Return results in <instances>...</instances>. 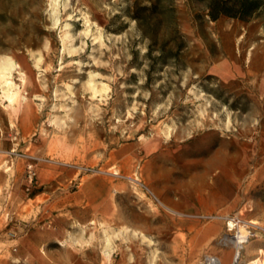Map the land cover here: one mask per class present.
I'll use <instances>...</instances> for the list:
<instances>
[{
  "label": "rangeland",
  "instance_id": "obj_1",
  "mask_svg": "<svg viewBox=\"0 0 264 264\" xmlns=\"http://www.w3.org/2000/svg\"><path fill=\"white\" fill-rule=\"evenodd\" d=\"M156 1L0 0V264H264V0Z\"/></svg>",
  "mask_w": 264,
  "mask_h": 264
},
{
  "label": "bare ground",
  "instance_id": "obj_2",
  "mask_svg": "<svg viewBox=\"0 0 264 264\" xmlns=\"http://www.w3.org/2000/svg\"><path fill=\"white\" fill-rule=\"evenodd\" d=\"M56 3H53L55 5ZM52 5V6H53ZM51 6V7H52ZM55 8V7H53ZM10 60V59H9ZM16 73V67L15 65L8 60H0V94L2 99L8 103V105H15V103L18 102L19 98V87L17 84L13 81V75ZM231 227H234V225L229 222ZM253 228L251 230L246 229V225H237V235L234 238H227L225 237L223 239V243L229 244L234 248V253L232 256L231 264H239V258H240V250L242 247L254 239L258 234V228L253 223H249ZM256 227V228H255ZM204 264H220L218 260L209 258L205 261ZM242 264H260L257 260L251 261L249 263H242Z\"/></svg>",
  "mask_w": 264,
  "mask_h": 264
},
{
  "label": "trees",
  "instance_id": "obj_3",
  "mask_svg": "<svg viewBox=\"0 0 264 264\" xmlns=\"http://www.w3.org/2000/svg\"><path fill=\"white\" fill-rule=\"evenodd\" d=\"M156 2L158 5L159 0ZM157 5H153L151 8L145 7L143 9L152 12L157 9ZM258 8L259 4L255 0H209L208 17L211 21H216L222 16L246 21L253 16Z\"/></svg>",
  "mask_w": 264,
  "mask_h": 264
},
{
  "label": "crops",
  "instance_id": "obj_4",
  "mask_svg": "<svg viewBox=\"0 0 264 264\" xmlns=\"http://www.w3.org/2000/svg\"><path fill=\"white\" fill-rule=\"evenodd\" d=\"M34 249L35 246H33ZM127 255L125 256H122V259L121 260H118L117 262H106V264H144V261L143 260H140V258H138L135 255H133V259L131 258H126ZM87 261V264H97L95 261H90V260H86ZM220 261V260H219ZM221 263V261H220ZM60 264H75V261L74 260H69L68 262H63V263H60ZM222 264V263H221Z\"/></svg>",
  "mask_w": 264,
  "mask_h": 264
},
{
  "label": "built area",
  "instance_id": "obj_5",
  "mask_svg": "<svg viewBox=\"0 0 264 264\" xmlns=\"http://www.w3.org/2000/svg\"><path fill=\"white\" fill-rule=\"evenodd\" d=\"M233 222H234V223H237V224L234 225V226H237V225L241 224V221H240L239 219H237V218L233 219ZM231 229H233V228H229V230H231Z\"/></svg>",
  "mask_w": 264,
  "mask_h": 264
}]
</instances>
